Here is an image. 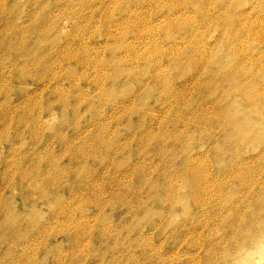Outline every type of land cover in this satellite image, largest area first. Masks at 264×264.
<instances>
[{
  "label": "rangeland",
  "instance_id": "1",
  "mask_svg": "<svg viewBox=\"0 0 264 264\" xmlns=\"http://www.w3.org/2000/svg\"><path fill=\"white\" fill-rule=\"evenodd\" d=\"M0 1V264H264V0Z\"/></svg>",
  "mask_w": 264,
  "mask_h": 264
},
{
  "label": "bare ground",
  "instance_id": "2",
  "mask_svg": "<svg viewBox=\"0 0 264 264\" xmlns=\"http://www.w3.org/2000/svg\"><path fill=\"white\" fill-rule=\"evenodd\" d=\"M60 0H56V1H52L51 0V3H50V6L52 7V6H54L55 4H57L58 2H59ZM1 2V1H0ZM3 3V2H2ZM46 3V2H45ZM4 15V14H3ZM7 17V16H6ZM6 21V20H5ZM9 24V23H8ZM22 27H20V25L19 24H16V25H14V26H11L10 28H9V30L11 29V31H14V32H16L17 31V34L15 35H11V36H8V35H3V33H2V31H3V29H0V47L1 46H6V44L7 45H16V43H18L17 41L20 39V38H22V37H25V34H24V32H25V29H21ZM18 33H20V34H18ZM31 34V33H30ZM32 35V34H31ZM28 37V36H27ZM19 38V39H18ZM28 39V38H27ZM22 40H23V38H22ZM21 40V41H22ZM24 41V40H23ZM20 42V41H19ZM25 42V41H24ZM23 44V43H22ZM21 44V45H22ZM31 44V43H30ZM24 45V44H23ZM22 45V46H23ZM27 45V44H26ZM1 64H3V60H0V65ZM244 93V92H243ZM262 96V95H261ZM9 210V209H8ZM3 215V214H2ZM5 215H3V217H4ZM2 217V218H3ZM8 218V217H7ZM6 220V219H5ZM5 220H4V223H6L5 222ZM16 221H17V219H15ZM7 221V220H6ZM10 221H12V220H10ZM3 222V221H2ZM8 222V221H7ZM15 222V221H14ZM3 223V224H4ZM9 223V222H8ZM0 224H1V222H0ZM7 224V223H6ZM5 225V224H4ZM1 227H3V226H1ZM6 227H8V226H6ZM4 229V228H3ZM10 229V228H9ZM4 232H6V231H4ZM5 235V234H4ZM1 236H3V235H1ZM3 238V237H2Z\"/></svg>",
  "mask_w": 264,
  "mask_h": 264
}]
</instances>
